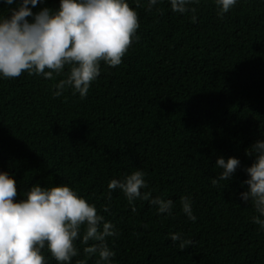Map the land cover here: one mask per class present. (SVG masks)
I'll return each mask as SVG.
<instances>
[{"label": "trees", "instance_id": "obj_1", "mask_svg": "<svg viewBox=\"0 0 264 264\" xmlns=\"http://www.w3.org/2000/svg\"><path fill=\"white\" fill-rule=\"evenodd\" d=\"M141 2L128 0L137 38L121 65L101 62L84 99L70 88L54 97L67 68L51 80L26 72L0 79V172L15 179L16 202L33 185L66 184L94 203L118 232L107 238L112 264H264V230L240 195L254 162L246 150L264 140V0H239L223 18L215 0L183 15L167 0L151 11ZM11 7L0 2V15ZM29 7L56 10L59 0ZM219 157L240 166L214 186ZM135 170L146 174L142 192L173 200L172 215L143 200L133 213L120 190L105 198L112 179ZM181 196L191 197L195 222L181 211ZM76 247L72 264H97L98 254L89 257L80 240Z\"/></svg>", "mask_w": 264, "mask_h": 264}, {"label": "clouds", "instance_id": "obj_2", "mask_svg": "<svg viewBox=\"0 0 264 264\" xmlns=\"http://www.w3.org/2000/svg\"><path fill=\"white\" fill-rule=\"evenodd\" d=\"M11 7L0 15V79H15L23 73L53 79V74L66 73V78L55 84L54 97L66 89L84 99L92 82L100 75V64L109 67L121 65L140 27L137 11L128 0H59V8H43L33 13L32 8L44 0H0ZM163 0H146L147 9ZM173 12L181 15L196 12L200 0H167ZM239 0H215L220 18L234 8ZM136 8L141 0H133ZM31 17V21L29 18ZM195 19V16H193ZM254 156V162L245 169L248 179L243 183L248 189L241 193V200L249 202L257 215L252 223L264 230V140L256 141L246 150ZM240 161L219 157L215 167L220 169L212 184L230 180ZM145 172L135 170L123 179H112L105 197L111 200L112 192L120 190L131 211L136 212L134 202L148 201L158 214L172 215L173 200L153 197L144 191L148 184ZM17 184L7 172H0V264H47V250L57 264H72L79 255L77 240L85 245L84 252L91 257L99 255L97 264H112L116 255L107 238L118 235L113 222L99 214L94 203H89L72 187L61 184L53 187L33 185L24 193V199L16 202ZM181 211L190 221L193 213L190 196L180 197ZM108 212L109 206L103 205ZM175 243L181 240L179 233L171 234ZM92 241L91 246L89 242ZM191 241L180 244L181 250ZM79 264H86L80 261Z\"/></svg>", "mask_w": 264, "mask_h": 264}]
</instances>
